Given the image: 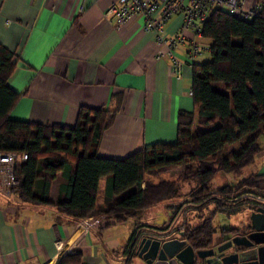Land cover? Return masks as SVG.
Instances as JSON below:
<instances>
[{
    "label": "trees",
    "instance_id": "obj_1",
    "mask_svg": "<svg viewBox=\"0 0 264 264\" xmlns=\"http://www.w3.org/2000/svg\"><path fill=\"white\" fill-rule=\"evenodd\" d=\"M202 36L211 41V58L192 64L194 107L180 111L176 141L146 146L122 159L98 155L101 136L112 119L103 107L81 106L72 127L10 119V110L19 98L9 83L16 61L13 52L0 43V152L27 154L26 160L15 164L17 185L10 195L23 204L53 205L58 216L74 224L96 209L102 177L105 198L116 197L91 216L99 215L131 190L152 183L145 178L172 170L170 175L182 176L203 166L186 177L136 190L110 206L104 217L117 223L137 220L123 249L128 261L135 257L133 246L143 231L165 232L176 224L175 215L189 212L198 222L184 223L177 234L182 232L195 250L210 249L217 232L215 214L222 207L247 203L251 195H264V173H252L234 186L213 188L219 173L240 175L264 150L260 143L264 129L253 137L264 127V2L259 14L249 20L222 8L212 9L203 23ZM58 176V195L52 202L51 185ZM183 183L189 185L185 193ZM181 196H186L184 203L171 202ZM162 203L171 213L167 225L148 228L142 224V212ZM220 232L222 237L235 235L238 228ZM58 264H83L82 255H64Z\"/></svg>",
    "mask_w": 264,
    "mask_h": 264
},
{
    "label": "crops",
    "instance_id": "obj_2",
    "mask_svg": "<svg viewBox=\"0 0 264 264\" xmlns=\"http://www.w3.org/2000/svg\"><path fill=\"white\" fill-rule=\"evenodd\" d=\"M113 1L85 0L79 12L81 0H0V43L16 61L9 83L19 98L10 119L72 127L81 106L103 107L112 119L101 136L98 155L122 159L140 148L176 141L180 111L194 107L189 92L192 64L211 58V41L186 32V42L175 50L184 61L177 77L167 58H156L154 34L142 30L141 16L118 28L108 20L104 12ZM182 20L180 13L173 15L165 24L166 34L175 33ZM191 39L203 47L193 61L187 52ZM263 137L264 133V147ZM60 181L58 176L51 185L52 202ZM104 184L102 177L98 207L116 197L105 198ZM3 195L0 192V264H58L67 254L82 255L83 264L134 262L123 249L137 220L124 228L129 220L117 223L104 217L111 205L99 215L90 216L95 210L89 214L93 223L83 229L80 222L58 216L53 205L23 204L13 194ZM170 215L159 214L147 227H165ZM220 230L213 235L212 247L234 236L222 237ZM135 258L134 263L143 264Z\"/></svg>",
    "mask_w": 264,
    "mask_h": 264
},
{
    "label": "built area",
    "instance_id": "obj_3",
    "mask_svg": "<svg viewBox=\"0 0 264 264\" xmlns=\"http://www.w3.org/2000/svg\"><path fill=\"white\" fill-rule=\"evenodd\" d=\"M263 2L264 0H114L105 10L104 15L108 20L114 22L117 28L126 21L141 16L143 18L142 30L145 33L152 32L154 34V42L157 46L156 58H167L170 62L171 72L179 77L184 61L175 53V50L180 44L186 42L188 30L194 34V37L202 36L203 23L214 8H222L246 20L252 19L259 14ZM84 4L85 0H81L78 6L79 12L84 10ZM176 13L182 15V23L175 33L167 35L165 24ZM202 48L197 40L191 39L187 51L191 61L202 51ZM189 92L192 93V90ZM19 159L26 160L27 154L24 153L20 156L15 152H0V192L4 195H9L11 188L17 185L14 167ZM148 185H143L142 188L136 190L145 189ZM250 198L247 205L251 210L264 209V195H251ZM228 207L230 208L226 210L240 206ZM92 223L93 220L86 217L79 224L80 227L86 229ZM179 231L170 227L165 232H152L149 236L167 239L178 235ZM135 247L136 244L133 249Z\"/></svg>",
    "mask_w": 264,
    "mask_h": 264
},
{
    "label": "water",
    "instance_id": "obj_4",
    "mask_svg": "<svg viewBox=\"0 0 264 264\" xmlns=\"http://www.w3.org/2000/svg\"><path fill=\"white\" fill-rule=\"evenodd\" d=\"M256 135L258 133L253 137ZM223 158L225 157L221 159ZM135 191L131 190L112 205ZM248 227L251 228L250 232L237 234L214 243V247L207 250H195L183 238L182 232L176 237L167 239L144 235L136 242L135 257L143 264H198L199 262L200 264H264V209L257 208L252 211Z\"/></svg>",
    "mask_w": 264,
    "mask_h": 264
},
{
    "label": "rangeland",
    "instance_id": "obj_5",
    "mask_svg": "<svg viewBox=\"0 0 264 264\" xmlns=\"http://www.w3.org/2000/svg\"><path fill=\"white\" fill-rule=\"evenodd\" d=\"M208 54L211 57V53L208 52ZM263 139H264V137L262 138V140ZM243 144H240V146H238L234 150H237ZM229 148H227V149H229ZM234 150H232V151H234ZM232 151H230L228 153V155H225L224 157L229 156ZM215 162H217V161H215ZM215 162H213V163H215ZM178 169H180V168H178ZM178 169H176V170H178ZM172 171H175V170H172ZM172 171H168L166 173L159 174V175L152 176V177H148V178H145V179L153 180L156 177L162 176L164 174H169ZM252 173H262V174L264 173V153L258 155L255 158V162L253 164L247 166L241 172L240 176H238V177L233 175V174H225V173H222V172L219 173L217 175V177L214 179L213 188H217V187L222 186L224 184H229L231 186H234L235 184H237V182H240L241 179L246 178L247 176H249ZM190 174L191 173H188V174L182 175V176H178V174L173 175V176L167 175L166 178H164V180H177L179 178L186 177V176H188ZM158 181L159 180H157L156 182H158ZM187 189H189V185L187 183H183L182 184V192L185 193L187 191ZM3 196L4 197H10L9 195H3ZM185 198H186V196H181V197H179L177 199L172 200L171 202H174L175 205L176 204L179 205L180 203H184L186 201ZM164 204L165 203H162L160 205H157V206H155L153 208L147 209L144 212H142V216H141V219H140L142 224L147 225L146 223H148L150 221H153V220L157 221L158 220L157 217L159 216V214H161L162 216H166L167 217V211L168 210L164 207ZM236 206H240V207L226 210V209H228L230 207H228V206L226 207L225 206V207L221 208L222 211L217 212L215 214V216H214V225H215L217 230H220L221 228H231V227L241 228V226L243 225L244 222H248L249 221V218H250V215L252 213V210L247 205V203H242V204H239V205H236ZM97 208H98V205H97L95 211L97 210ZM193 215H194L193 212H189V213H186V214L175 215V217H173V220L175 221L176 224H174L173 227L178 229V230H182L183 229V224L186 223V222H189V223L193 222L192 224H194L195 222L197 223L198 220L195 221L193 219V217H194ZM90 216H87V217H90ZM168 221H169V218H168ZM134 222H135V220L132 219V220L127 221L126 223H123L122 226L125 228L126 226L134 224ZM133 260H134V262H136L135 260H137V259L135 257H133ZM134 262H132V264H137V263H134Z\"/></svg>",
    "mask_w": 264,
    "mask_h": 264
},
{
    "label": "flooded vegetation",
    "instance_id": "obj_6",
    "mask_svg": "<svg viewBox=\"0 0 264 264\" xmlns=\"http://www.w3.org/2000/svg\"><path fill=\"white\" fill-rule=\"evenodd\" d=\"M254 210H255V209H252V211H254ZM248 224H249V221L246 222V225H245V226H243V227H241L240 229H238V232H237L235 235H237V234H241V233H248V232H250V231H251V228L248 227ZM150 233H152V232L143 231V232L140 234L139 238H140L141 236H144V235L149 236ZM235 235H234V236H235ZM176 236H178V235H175V236H173V237H176ZM133 247H134V246H133ZM133 251H134V253H135V251H136V247H135V249H133Z\"/></svg>",
    "mask_w": 264,
    "mask_h": 264
}]
</instances>
